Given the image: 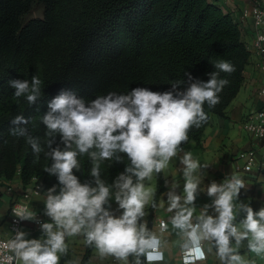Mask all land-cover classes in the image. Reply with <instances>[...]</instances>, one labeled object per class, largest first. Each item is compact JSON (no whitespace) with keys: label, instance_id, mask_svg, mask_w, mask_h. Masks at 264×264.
I'll return each mask as SVG.
<instances>
[{"label":"clouds","instance_id":"9594fccd","mask_svg":"<svg viewBox=\"0 0 264 264\" xmlns=\"http://www.w3.org/2000/svg\"><path fill=\"white\" fill-rule=\"evenodd\" d=\"M214 67L218 71L208 73L206 82L185 73L183 90L185 81L177 80L164 92L144 87L127 94L109 92L87 106L74 92L62 90L40 117L47 129L48 151L30 134L28 118H13L10 135L26 138L34 154L43 152L51 159L44 170L57 177L60 187L58 193L57 186L49 188L44 198L50 223H42L28 206L15 205L13 215L19 221H35L44 238L26 239L28 233L17 230L14 238L0 240V264H59L69 252L70 238L94 248L98 259L112 258L118 264H130L129 257L134 258L131 264H142L141 257L146 264H206L212 256L219 264H255L239 252L245 241L247 253L264 258V207L254 212L238 202L240 190L246 188L244 179L232 174L223 183L212 181L201 189V170L209 164L200 163L181 147L193 128L207 123L204 105L214 108L220 103L219 94L229 81L219 78V73L235 71L225 60L216 61ZM9 86L15 89L14 97H24L30 106L42 95V81L35 75L30 81L10 80ZM57 134L63 149L52 146ZM119 153L126 154L130 164L107 185L100 179L101 163L119 161ZM85 155L92 164L94 187L73 174L81 167L78 157ZM174 158L180 163L176 173L183 176L182 194L173 180L166 201L157 202L154 178L167 175ZM202 190L211 203L197 211L195 201ZM112 197L122 210L119 216L109 210ZM149 206L164 213L151 230L146 221L141 222ZM239 213L245 216L236 223Z\"/></svg>","mask_w":264,"mask_h":264},{"label":"trees","instance_id":"16d2710c","mask_svg":"<svg viewBox=\"0 0 264 264\" xmlns=\"http://www.w3.org/2000/svg\"><path fill=\"white\" fill-rule=\"evenodd\" d=\"M35 1L43 7L42 17L24 22ZM249 58L238 23L209 0H0V180L18 175L25 185L37 177L45 192L60 187L57 177L44 170L51 159L43 152L34 154L26 138L9 130L16 116L28 118L30 134L48 151L40 117L62 90L74 92L86 106L109 92L127 94L137 87L164 92L177 80L185 81L183 90L185 73L206 82L208 73L218 71L214 63L225 60L235 71L219 73L229 81L219 94L220 103L214 108L205 104L207 123L188 133L187 143L200 144L210 115L224 116L238 93ZM34 75L42 81V95L30 106L24 97H14L9 81H30ZM57 145L64 148L59 134L52 146ZM118 155L119 161L101 163L100 179L107 185L130 164L126 154ZM78 159L81 167L73 174L94 187L90 158ZM164 181L163 173L155 177L157 201ZM93 249L85 247L79 264H88ZM133 259L129 257L130 264ZM65 261L67 255L60 264ZM141 261L145 264L143 257Z\"/></svg>","mask_w":264,"mask_h":264},{"label":"crops","instance_id":"0c3cea01","mask_svg":"<svg viewBox=\"0 0 264 264\" xmlns=\"http://www.w3.org/2000/svg\"><path fill=\"white\" fill-rule=\"evenodd\" d=\"M209 1L220 7L223 12L229 13L232 16L238 23L242 39L245 42H250L252 40L253 29L250 19L244 17L242 14L244 11L247 12L248 15L250 14L251 0ZM243 76L242 85L236 96L224 110V116H218L216 114L210 115L209 124L203 131L200 144L190 141L181 147L185 151H191L193 158L199 160L200 163L209 164L207 168L201 170V189H206L215 178L222 182L226 178L231 177L232 174H236L242 177L246 184V188L240 190L238 202L248 204L255 212L259 211L261 207H264V143L250 138L244 130L242 122L248 113L260 108L264 102V96L259 94V87L263 80V69L256 55L250 56L248 64L245 66ZM247 150H254L256 153L255 164L249 172L241 170L243 161L237 159V154L239 152ZM182 154L183 153H180V155ZM179 167V159L174 158L171 162L169 173L167 175L163 173L164 180L167 179L168 184L167 186L165 185V190L161 193L157 202L160 200L166 201L167 197L165 193L171 188L173 180L178 184L177 193L182 194L183 176L179 171L176 173V169ZM7 181L16 185L21 184L18 175L14 176L12 180H0V184ZM153 183H155V178ZM57 190L59 191V187ZM44 198V196L38 197L34 205L45 206ZM9 199V195L0 187V223L6 216L9 207ZM109 203L111 205L109 210L114 212L116 216H119L122 210H118V204L115 202L114 197L110 199ZM210 203L211 198L207 196L206 191H200L195 201L197 211L205 204ZM146 213V216L141 222L146 221L148 224L150 221V230L153 229L158 215L161 217L164 216L162 210L157 211L153 209L151 211L150 206L146 208ZM209 214H212L211 210ZM244 216V213H239L236 218L241 217V220H243ZM23 231L28 233L26 239L44 238L43 232L41 230L30 229V223L27 221L25 222ZM172 239H175V236H173ZM246 245L247 241H245L243 246L239 249L241 255H245L246 259L254 260L255 264H264V258L247 253ZM82 254H84V251ZM170 255H174V253ZM64 264H66V262H64ZM88 264H118V262L112 258H108L107 260L98 259L95 249H93ZM170 264H175V262L172 261ZM206 264H219V262L212 256L209 257Z\"/></svg>","mask_w":264,"mask_h":264},{"label":"built area","instance_id":"2783aa9c","mask_svg":"<svg viewBox=\"0 0 264 264\" xmlns=\"http://www.w3.org/2000/svg\"><path fill=\"white\" fill-rule=\"evenodd\" d=\"M244 17L250 19L253 37L250 42H245L247 50L251 55H256L260 60L263 69V80L259 87V94L264 96V40L260 37L264 36V0H251V10L248 15L247 12L242 13ZM260 21L258 24L257 21ZM244 130L250 138L264 143V102L262 106L250 113H248L242 122ZM255 151L247 150L237 154V159L243 161L242 171L249 172L255 164ZM212 181L223 183L215 178ZM0 187L5 191L9 199V207L4 220L0 223V240L14 238L16 231H23L26 221H19L13 215V208L17 204L28 206L35 214L37 219L43 222H52L49 217L44 214L45 206H35V201L38 197L46 196L41 185V179L34 177L28 184H14L8 181L0 184ZM30 223V229L41 230L40 225L35 221H27ZM42 231V230H41Z\"/></svg>","mask_w":264,"mask_h":264},{"label":"rangeland","instance_id":"374dc122","mask_svg":"<svg viewBox=\"0 0 264 264\" xmlns=\"http://www.w3.org/2000/svg\"><path fill=\"white\" fill-rule=\"evenodd\" d=\"M43 15V7L38 2H34L32 9L28 14H26L23 18V21H27L32 18H40ZM59 191L57 190V193ZM85 246L81 239H71L69 240V252L67 254L68 261H65L66 264H78L81 256L83 255L82 252L84 251Z\"/></svg>","mask_w":264,"mask_h":264}]
</instances>
